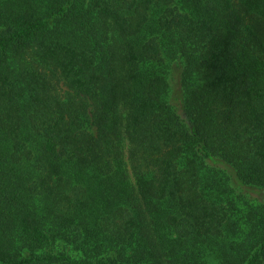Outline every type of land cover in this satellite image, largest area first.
<instances>
[{"label":"trees","instance_id":"trees-1","mask_svg":"<svg viewBox=\"0 0 264 264\" xmlns=\"http://www.w3.org/2000/svg\"><path fill=\"white\" fill-rule=\"evenodd\" d=\"M0 264H264V0H0Z\"/></svg>","mask_w":264,"mask_h":264}]
</instances>
